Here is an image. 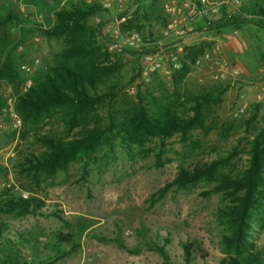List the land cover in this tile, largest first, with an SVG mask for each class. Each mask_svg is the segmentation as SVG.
I'll return each instance as SVG.
<instances>
[{"label": "rangeland", "instance_id": "374dc122", "mask_svg": "<svg viewBox=\"0 0 264 264\" xmlns=\"http://www.w3.org/2000/svg\"><path fill=\"white\" fill-rule=\"evenodd\" d=\"M77 1L36 0L34 4L19 0L21 4H17L14 0H0L1 15L12 8L21 17L28 16L22 24L0 26V61L9 54L12 66L24 79L21 93L60 64L59 55L69 48L73 38L47 37L42 29L52 28L56 11ZM139 1L143 2L126 0V6L135 8ZM143 5L156 35L161 37L164 26L157 18L165 16L164 0H144ZM114 6L113 12L104 8L105 12L86 21L87 36L101 48L102 58L110 57L117 67L118 81L123 84L111 107L104 103L76 119L70 118L68 108L61 107L37 124H25L16 109L18 95L12 85L0 80V100L5 107L11 104L23 121L21 128L14 129L10 119L0 115V123H6V128L0 129V191L9 189L18 198L27 193L28 199L44 203L35 214L2 216L11 234H6L10 242L3 241L0 252L19 250L27 259H47L60 250L56 247L59 234H73L81 248L57 264H186L187 243L193 244L196 251L193 264H219L232 254L225 243L230 230L221 217V209H227L231 199L224 193H209L218 181L199 182L187 189L173 182L181 169H192L234 151L237 155L218 171L217 178L237 176L248 167L249 142L264 126V30L252 24L228 30L214 26L223 15H236L237 9L230 3L223 7L224 14L210 15L205 26L189 37L184 53L178 54L179 67L175 68L169 56L164 55V69L150 72V66L144 64L146 48L109 51V44L117 40L114 32L120 17ZM215 43L222 48L216 58L229 62L224 75L213 60H205L201 53L193 63L187 61L189 71L178 84L176 77L181 75L186 53L192 48L211 49ZM168 69L172 70L170 75L165 72ZM146 72L150 76L148 83L142 80ZM217 85L228 90L205 111L208 131L196 130L187 141L175 135L165 141L154 138L144 146H130L112 137L91 159L74 161L65 171L52 176L22 172L20 164L25 158L45 150L37 134L76 137L106 126L111 117L126 116L139 98L153 109L172 100L182 112L186 107L181 103L187 102L188 94ZM130 86L134 92L127 91ZM253 116L256 121L248 127L245 121ZM250 226V249L264 264V214L255 213ZM17 232L26 238H38L37 248L19 245ZM66 246L63 243L61 249ZM156 246L163 247L168 257L157 252Z\"/></svg>", "mask_w": 264, "mask_h": 264}, {"label": "trees", "instance_id": "16d2710c", "mask_svg": "<svg viewBox=\"0 0 264 264\" xmlns=\"http://www.w3.org/2000/svg\"><path fill=\"white\" fill-rule=\"evenodd\" d=\"M27 2L36 4V0ZM143 3L144 0L138 2L135 18L125 32L137 31L145 43L156 45L162 38L156 35L154 26L150 24V17L145 12ZM102 12L105 9L99 2L89 3L87 0L70 2L56 11L55 25L50 29H42V32L47 37L73 38L72 44L59 55L60 64L51 68L41 80L23 93L21 87L24 79L12 66L9 54L0 61V80H6L18 95L16 109L25 124H37L50 116L56 108H68L70 118L76 119L104 103H109L110 107L113 105L118 92L123 88V84L118 81L117 67L108 55L101 57V48L86 34V21ZM21 15L19 11L9 8L5 15L0 14V26H6L10 22H26L28 16ZM157 20L163 25L166 24L164 17H158ZM244 24H252L264 30V0H241L235 16L230 18L223 15L214 26L228 30L239 29ZM203 52V47H200L192 48L186 53L181 75L176 77L178 84L189 71L187 61L193 63ZM227 90L226 86L217 85L198 94H188L187 102L181 103L186 107L182 112L175 107L172 100L166 104L159 103L157 109H153L139 98L126 116L111 117L106 126L95 127L70 139L37 134L36 138L45 150L25 158L20 164L22 172L31 171L52 176L58 171H65L74 161L91 159L100 146L110 143L112 137L119 138L123 144L130 146H144L154 138L165 141L175 135H180L187 141L194 131L207 130L205 111L213 103H218ZM5 105L0 100V115H3ZM255 121L256 116H253L245 124L249 127ZM249 146L248 167L237 176L217 178L218 171L237 155L234 151L226 157L192 169H181L173 182L179 188L187 189L199 182L218 181V185L209 193H224L231 199L227 209H221V217L230 230V234L225 236V243L232 254L221 259L219 264H263L261 258L250 249L247 235L255 213L264 214V126L254 133ZM173 183L161 191L167 190ZM43 205V202L34 198H18L6 188L0 191V247L3 241L10 242L6 234H11L10 225L2 219L3 215L35 214ZM16 235L21 246L36 249L40 243L35 236L26 238L20 232ZM63 243H67V246L61 249ZM56 247H60V250L47 259L39 256L27 259L19 250L0 252V264H57L76 254L81 245L75 242L73 234H59ZM155 250L165 258L168 257L163 247L156 246ZM184 253L186 264H193L196 257L194 245L185 244Z\"/></svg>", "mask_w": 264, "mask_h": 264}, {"label": "built area", "instance_id": "2783aa9c", "mask_svg": "<svg viewBox=\"0 0 264 264\" xmlns=\"http://www.w3.org/2000/svg\"><path fill=\"white\" fill-rule=\"evenodd\" d=\"M17 4H21L19 0H14ZM89 3L99 2L105 9H112L114 1L117 6L115 9L120 14L117 19V25L114 32V36L117 40L109 44V51H122L124 47L134 48L137 50H145V63L150 68L148 71L156 72L164 69V55H168L172 65L176 68L179 67L178 54H183L187 40L194 34L197 29L201 26H205L207 19L210 15L220 14L225 5L229 3L233 4L237 9L241 4V0H222L216 2L214 0H164V10L166 14V24L163 28V38L156 45L147 44L143 41L141 34L137 31L127 30L129 24L133 22L134 10H128L126 8V0H87ZM99 21V20H98ZM238 31H235L234 35H237ZM156 46H158L156 48ZM155 48V49H154ZM152 50V51H149ZM222 48L221 44L215 43L211 49H207L203 52L202 57L205 60L214 61V64L219 68V72L226 71L229 62L226 60L216 58L221 55ZM216 58V60H214ZM38 62V60H37ZM145 65V66H146ZM26 69V66H24ZM165 72L170 75L172 70L168 69ZM239 73L238 71L236 72ZM142 80L144 83L150 82V76L146 72L143 74ZM28 84L27 87H31ZM128 92H134L135 88L130 86L127 88ZM9 118L11 125L14 129H19L23 125V121L14 107L10 104L8 107L3 109V115ZM3 121V120H2ZM6 123L3 121L0 123V129L6 128ZM23 199H28L27 193H22Z\"/></svg>", "mask_w": 264, "mask_h": 264}, {"label": "crops", "instance_id": "0c3cea01", "mask_svg": "<svg viewBox=\"0 0 264 264\" xmlns=\"http://www.w3.org/2000/svg\"><path fill=\"white\" fill-rule=\"evenodd\" d=\"M229 4H230V3H229ZM126 8H127L128 10H129V9H130V10L132 9V10L136 11L137 8H138V6H136L135 8H132V7L130 8V7H127V6H126ZM115 10H116V9H115ZM108 11H109V12H113L114 9H108ZM115 12H116V11H115ZM221 14H224V12L221 11ZM217 15H219V14H217ZM214 16H215V15H214ZM164 18L166 19V14H165ZM163 26H164V25H163ZM161 38H163V35L161 36Z\"/></svg>", "mask_w": 264, "mask_h": 264}]
</instances>
